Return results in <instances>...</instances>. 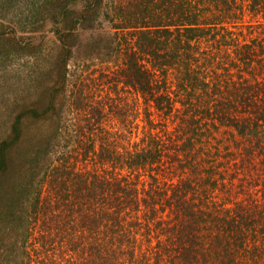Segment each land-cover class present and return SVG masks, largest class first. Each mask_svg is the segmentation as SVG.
I'll list each match as a JSON object with an SVG mask.
<instances>
[{
  "label": "trees",
  "instance_id": "16d2710c",
  "mask_svg": "<svg viewBox=\"0 0 264 264\" xmlns=\"http://www.w3.org/2000/svg\"><path fill=\"white\" fill-rule=\"evenodd\" d=\"M102 10L114 33L85 41V59H74L76 31L95 29ZM13 12L57 37L62 59L50 74L84 85L83 74L115 65L116 84L135 98L130 108L105 97L127 133H103L105 104L77 86L70 96L46 84L16 115L0 143V220L7 234L23 230L7 264H60L58 246L61 264H264V0H0V18ZM55 98L93 110L77 155L49 168L55 134L38 127L30 141L43 137L41 151L25 146V127L54 125Z\"/></svg>",
  "mask_w": 264,
  "mask_h": 264
},
{
  "label": "rangeland",
  "instance_id": "374dc122",
  "mask_svg": "<svg viewBox=\"0 0 264 264\" xmlns=\"http://www.w3.org/2000/svg\"><path fill=\"white\" fill-rule=\"evenodd\" d=\"M14 14L15 12L10 14L9 17L7 16L6 19L0 18V143L4 140H8L11 137L12 127L16 115L21 113V111L33 106L32 102H34L37 97H40L46 84L49 86L53 85L54 89L61 87L64 90V93L70 96H74V94L78 96V93L75 92V87L77 86V89L81 88L83 90V97L86 95H90L92 97L94 100L93 106L97 105L99 108H101V105L104 103V108L107 109L105 111L106 115H104L105 131L103 133H106V130L107 133H127L130 131V128L128 127L129 124L127 123L128 118H124L122 115L113 113L111 108L108 107L109 104L116 103L115 101L117 99L127 97L130 101V108H134L133 105L135 94L125 91V89H128L125 88V86L116 84V82L121 79L118 75V66L113 65V68H108L107 66L100 67L96 72H91L88 77L86 74H83L82 80L84 85L81 83L75 85V82L71 80V77L69 79H64L58 74L57 70L52 71V74H50V69L48 67L51 66L53 69V65L56 64L57 66L58 61H61L62 59L60 56L62 54V48L59 51L57 37L50 31H35V26L26 25V23H29L30 21L25 19L29 18H25L24 16L22 17L21 13H19L20 16L17 17H15ZM111 21L112 18L110 16L107 18V14L102 10V15L100 16L99 21L96 22L95 29L83 30L79 28L76 31L77 33L79 32V40L82 42V46L80 49L75 51L76 55L74 59H85V55L87 54L85 49L88 48L86 44H84L85 41L95 37L98 41L101 40L102 43L106 40L107 35L114 33L115 29L113 28V22ZM8 26H15L13 27L15 30H6ZM18 42L24 44L22 49H20L16 44ZM28 42L30 43L29 45H27ZM79 52H81L82 55ZM72 64L73 62L70 61L68 66H71ZM108 69L110 72H108ZM104 71L109 77L107 82H105L107 78H102V73L104 74ZM90 77H93L94 80H90ZM93 82H96L97 85L99 84L96 92H92V89L86 86L88 84L90 86H94ZM57 93L61 95L58 89ZM107 96L114 98L115 101L108 100L105 98ZM90 100L91 98L87 101L90 103ZM61 103V98H55L52 103L59 111L57 117L54 116L53 118L55 119V126L51 125V120H48L47 122H41L30 118L28 121V124L30 125L25 127L27 133V137L24 139V143L27 142L25 146L37 147V149L41 151L44 149L43 137L40 139V141H30V139H32L31 137L34 136V134H36L37 130L40 128L45 131L44 134H55L53 146L51 147V154L45 159V162H42L44 164L43 167H53L55 164L60 162V160L63 158L62 156L66 153L70 152L74 156L77 155L76 148L78 147V142L75 140V137L78 138L77 135H79L78 133L81 132L80 129L84 130L85 132L90 131L89 126L86 125L88 120H86L85 117H88L91 114V110H93L91 106L88 105L86 107H80L79 110L72 111V109L67 108L68 100L64 105ZM155 111H157V109H155ZM131 117L134 118V115ZM59 119L62 125L60 129L57 127ZM35 121L36 123H34ZM90 127L95 128L97 125L93 124ZM229 134L230 132H227L225 129L221 133V136L227 143L231 139ZM98 137L101 136H91V138H96L93 141L96 145V148L100 140L97 139ZM111 140L113 141L114 138H111ZM118 144L119 137L117 138L115 145L117 146ZM42 157H44V153L42 154ZM80 157L81 156H79V158ZM227 159L232 160L228 156L223 158L224 161H227ZM226 167L229 169L228 174L235 173L237 178L241 177L243 174L242 171V174L237 173V171H232L236 170L234 165L226 164ZM44 171L45 168L42 171L40 178L43 176ZM9 174L12 175L13 173L10 172ZM16 178H19V176ZM246 178L249 177L246 176ZM5 180L7 181L3 186L7 191H13L15 185L12 183V179L7 177ZM0 222V262L7 264L9 262L8 260L12 257V250L15 247H20L18 243L21 242L23 230L19 228L17 231L8 232L7 234L3 226L5 225L10 228L12 225L6 223L7 221L5 217H3ZM60 249L61 247L58 246V248L54 250L56 253H53L52 255L56 258V262L61 264L64 263L65 260L62 258L63 256Z\"/></svg>",
  "mask_w": 264,
  "mask_h": 264
}]
</instances>
